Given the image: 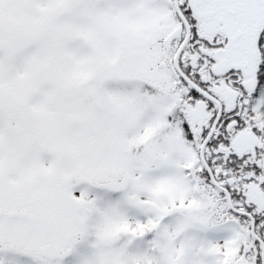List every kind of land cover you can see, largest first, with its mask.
I'll return each mask as SVG.
<instances>
[{
  "label": "snow or ice",
  "instance_id": "snow-or-ice-1",
  "mask_svg": "<svg viewBox=\"0 0 264 264\" xmlns=\"http://www.w3.org/2000/svg\"><path fill=\"white\" fill-rule=\"evenodd\" d=\"M0 264H264V0H0Z\"/></svg>",
  "mask_w": 264,
  "mask_h": 264
}]
</instances>
